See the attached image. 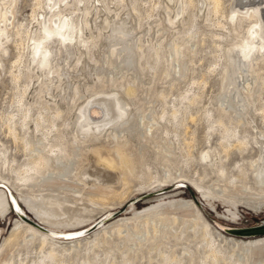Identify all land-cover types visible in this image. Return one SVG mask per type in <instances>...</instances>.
<instances>
[{
    "label": "rangeland",
    "instance_id": "374dc122",
    "mask_svg": "<svg viewBox=\"0 0 264 264\" xmlns=\"http://www.w3.org/2000/svg\"><path fill=\"white\" fill-rule=\"evenodd\" d=\"M102 1L87 0L89 3L86 2L87 9H90L89 7L91 6L93 8L89 10L90 12L87 11L86 15L88 16L86 17L82 16L80 12H74L72 15V17L78 16L76 17L78 22L88 20L86 21L88 28L86 26L84 28L80 22V27L84 29L82 30L81 28L83 32H79L80 34L82 33L83 37L82 35L80 37L78 32L76 34L81 39L84 38L83 40L89 41L91 39L92 45L88 43L87 47L89 48L86 51L85 47L72 42L66 48H61L60 55L58 54L59 52H55L53 49V58H56V60L54 59L56 62L51 61V65L53 63L52 67H55L54 69L58 68L56 73L58 79L57 77L54 78L57 76L55 73H53L54 76L51 73L50 75L46 74L45 70H43L44 72L40 69L35 70L36 67L32 65L28 52L30 51L28 49L30 42L25 38L23 40L22 37L24 35L22 34L16 37L13 29H16V26L20 23L19 25L22 24L23 26L20 28L21 32L25 28L28 31L36 30L35 20L40 19L43 10L35 7L36 0L13 1L14 6L11 5V11L13 10L12 14L14 16H12L11 20L14 22L11 21L12 27H8L9 33H11H8L10 38L8 36L7 42L2 40V44L4 42L5 44H3L4 46L1 45L3 49L0 50V148L3 147V157L7 160L4 164L0 160V181L3 180L2 177L5 179L3 181L6 182L14 180L15 176H13L10 167L12 165L15 167L17 163H23L26 158L24 153H22L23 151H21L20 142L16 141L14 143L6 126V120L9 115L18 113L16 100L24 90V87H27V91L23 94L22 102L25 100L24 103L35 106V110L40 108V112L44 116L46 114V118H49V116L52 118L54 116L53 112L57 111V108L60 109H58L59 112H62L61 114L59 113L60 121H58V118L54 122L55 124L57 123L56 126L60 130L61 124L72 123L75 120L78 108H83L90 101L99 99L101 95L105 97L108 93L109 95L116 94L115 96L120 98L122 107L124 109L127 108L125 109L127 114L125 120L129 117L128 121L122 119L120 120L121 124L119 121L117 123L113 122L114 124L110 123L111 126L107 124V126H104L103 129L100 128L96 133L89 132L88 137L85 135V139L83 138L84 143L81 145V147H85L82 148L83 151H80V154L84 152L80 158L82 163L79 161L74 168L71 166L74 170L71 169L70 175H75L78 178L79 169H76V167L80 166L79 168L83 170H89L96 163L95 158L89 153V148L92 144L98 143L106 150L121 148L133 160L132 171L130 173L127 172L124 177L118 168L112 169L113 172L106 171L115 174L117 179L113 178L111 180L112 176L105 178L104 173V176H98L90 170L86 174L89 177L85 175L82 177L86 182L80 187V193L74 196L76 201H73L70 196L74 190L79 189L78 184L72 186L71 189H58L59 191H55L56 187L48 186V191H44V193L42 192L44 189H40V192L38 191L40 196H45L47 194L45 192H49L50 194L48 193V195L50 196L51 194L57 196L61 191L64 199L68 200L66 202L67 205L65 203V206L69 209V211L66 210L67 214L64 215L66 217L69 214V216L74 213L79 214L83 206L87 207L88 211L93 208L103 209L102 214L113 211L110 214L113 217L112 220L106 222L104 226L110 225L121 217H133L154 206L180 200L193 201L196 204L199 216L228 238L229 236L231 238L232 235L225 234V228L243 229L263 224L264 204L260 203L258 205L259 211L253 208L254 212L252 208L244 206L241 202L234 206L230 203V200L222 201L217 197L209 202H203L200 194L193 191L191 187L194 183L202 187H209L215 182L220 185L232 183L238 187L244 186L251 190V192L246 194L244 192L245 188L242 189L244 191H242L241 195L245 197H261L262 195L255 185L249 163L255 162L260 157V153L252 139L257 138L264 143V114H260L257 111L258 108L264 106V59L261 57L259 60L260 57L253 55L251 60H255L253 62H257L258 66L250 60L249 64L252 62L255 67L251 64L254 67L252 68L251 65L247 64L244 69L248 68L247 72L249 75L246 70L239 69L241 74L243 72L242 76H240L241 74L238 70L236 72L239 75L234 72L233 75L229 74L231 70L227 59L232 54L231 52L234 51L229 44L235 41V34L242 31L243 24L241 25L242 27L240 26L241 28H238L235 21L230 23L227 18H225L226 20L223 19L224 17L220 14H215V16L210 14L208 17L206 11H204L206 10L204 9L205 7H202L200 8L201 10L189 9L180 18L181 20L179 19L173 23L174 26H172L173 24L169 25L167 22L168 10L165 7L169 9V16L174 18V13L178 7L177 3L182 0H172L174 2H169L168 0H123L124 3L118 5L115 0ZM198 1L200 0H194L196 3ZM234 4L236 5L235 7H244L241 5L244 4L242 0H220V10L222 11L223 9V14L227 15ZM132 5L135 7V11L132 10L133 12L131 11ZM81 6L83 5L80 4L78 7ZM197 7L199 8V6ZM261 8L264 9V4ZM33 13L32 17L31 14ZM190 13L195 14L193 20ZM80 16L84 17V19L81 17L82 20H80ZM191 20L193 21L192 23ZM121 22L125 23V28L129 30V35H132L131 39H133L124 44L119 42V40L117 41L113 31L115 24H121ZM219 22L225 24L223 28L227 29V32L230 31L228 32L229 34L232 31L231 28L234 27L235 29L237 28L234 32L238 31L235 33L232 31V36L230 35V37L220 27L221 24ZM190 31L193 33L192 36L194 38L188 39ZM214 33L216 35L220 34V36L222 34L225 35H223V39H217L213 37ZM109 36H112L113 40ZM225 36L228 38L225 39ZM22 41H25L24 44ZM173 42L181 45V48H179L180 55L178 54V56L172 53L173 50L171 51ZM114 46H117L116 50ZM126 46L128 48L125 49L124 47ZM157 47L159 49V57L155 55ZM111 49L116 52V56L113 59V55L108 58ZM229 53L231 54L228 55ZM18 56L23 57L22 60ZM19 58L23 64L20 61L19 64L15 62ZM104 60H107V62L111 60V64H106L107 62ZM169 63L172 64L170 65ZM25 66H28V68L26 69ZM249 68L250 71L252 69L256 72L251 71V73L254 72L251 74ZM44 73L46 74L45 77ZM18 75L19 77L17 78ZM237 75L241 78L238 79ZM46 77L47 79L50 78V81ZM127 90L130 91V96L126 95ZM38 91L40 93H37ZM42 92V95H37ZM49 92H51V96ZM249 96L252 97L250 98ZM183 97L185 98L184 100ZM191 97L193 101H191ZM50 98H55L56 100H51ZM239 100H242V102H239ZM34 104H37V106ZM44 105L48 106L49 109ZM174 107L179 112L177 111L175 120H172L170 114L171 109H175ZM163 111L164 116L162 115ZM30 113H32L33 117L37 116L35 115L36 111ZM208 115H211V118H208ZM143 117L144 119H142ZM218 117H223V120L221 119L222 122L229 128L235 127V122L238 120L240 122L243 121L237 131L240 132L239 138L245 139L246 147H237L235 138H227L223 141L221 139L223 127L215 124L210 128L212 124L210 121ZM62 118H64L65 123ZM133 119H135V122ZM234 119L237 120L235 121ZM151 121H153V124ZM149 123L152 126H149ZM29 125L32 129L31 122ZM64 131L66 133H63ZM61 133L66 136H64L65 139L71 138L67 129L61 130ZM222 146L227 148V153L223 152ZM66 149L69 151L70 147L66 146ZM205 152L216 155V162L213 168L206 162L207 160L203 154ZM12 159H14V164L11 163ZM7 165H9V168ZM67 167H69V164H67ZM102 169L103 167L100 168V170ZM165 170L169 172L167 180L169 183L164 184L165 187L160 190L147 192L146 194H149V196L143 198L145 195L144 191L152 189V185L163 181ZM243 172H245L244 175L242 174ZM123 178L125 181H123ZM95 179H98L97 183H94ZM179 180H183V182H179ZM10 188L8 185L0 184V189L6 194L8 204L7 213L5 212L3 216H0V247L4 240L8 238L15 221L19 220L17 210H27L17 198L16 192L12 188L10 190ZM235 194L238 195V193ZM240 197H235V200ZM44 204V201L40 199V205L45 207ZM229 212L234 215H230ZM97 213L98 211L92 214L94 218H99L102 215ZM27 217L31 218V221L36 220L33 216L27 215ZM92 229V225H85L77 230L63 233L82 234L87 238L86 242H90L93 239V233L96 232L93 231L95 229ZM202 232L203 225L201 221L198 220L197 224L193 225L190 218L180 219L177 224H166L164 227L158 228L157 232H154L153 227H150L148 236L146 235L145 238L139 235L128 236L124 234L125 236L122 235L121 238L117 235H112L113 237L107 238L106 243H98L99 245L94 247H91V243L86 245L81 243L84 246H78L80 248H76L77 250L75 248V250H66L64 254L59 251L61 257L58 258L59 261L56 264H82L84 260L92 262L94 253L98 257L95 258L96 261L94 260L95 264L103 261L105 253L109 254L107 261L113 260L114 264H125L123 262L124 259L129 260L127 264H166L163 259L164 256L169 258L177 257L181 260V264H224L221 261L215 263L210 259H205V252L208 248L206 242L201 240ZM56 234H60V232ZM256 238H264V235L244 240H254ZM73 239L59 236L58 241L68 245V243L75 240ZM235 239L239 240L240 238L235 237ZM218 243L215 244L222 254L225 257L230 256L231 245L219 243V246H221L219 247ZM48 250V247H46L43 252L47 253ZM39 252V242L24 241V243H19L16 251H13L12 257L9 255L12 261L10 260L8 264H19L18 261L21 260L23 261L22 264H31V261L38 260V257L42 256V253ZM261 252L253 257L254 264H264V249Z\"/></svg>",
    "mask_w": 264,
    "mask_h": 264
},
{
    "label": "bare ground",
    "instance_id": "6f19581e",
    "mask_svg": "<svg viewBox=\"0 0 264 264\" xmlns=\"http://www.w3.org/2000/svg\"><path fill=\"white\" fill-rule=\"evenodd\" d=\"M13 1L14 0H0V50L3 49V47L1 48V45L4 46L3 44H5V42L8 41V40H6L9 36L8 33L10 32L8 27L12 25V22H14L11 20L12 16H14L12 14L13 10L11 11V5H13ZM88 1H90V0H88ZM96 1H98V0H96ZM168 1L170 2L172 0H168ZM242 1H244V4H241V5L244 7H242V8L235 7L236 5L234 4L229 9L228 14L225 15L222 12L223 9H222V11L220 10L221 9L220 8V0H200V1H198V3L194 2V0H182V1H179L177 3L178 7L174 13V15H175L174 18L169 16V14H168L169 9L167 7H165V9L168 10L167 11V22L169 25H172L175 21H178L183 16V14L186 11H188L189 9L195 8V9L201 10L200 8L205 7L204 9H206V10H204V11H206V15L208 17L210 14L213 16H215V14H220L221 16L224 17L223 19L227 18V20L230 23H233L235 21L236 26H238V28L243 24L242 25L243 27L241 26L242 31H240V33L238 32L237 34H235L234 39L236 38L237 40L235 39V41H233V39H232L233 42L231 41L232 43L229 44L230 48L232 47L234 49V51L231 52L232 54L231 53L228 54V55H230V54L231 55L228 56L227 59L229 61V66H230V70H231V72H229V74L233 75V72L237 73L236 71L237 70L239 71V69L244 70V71L246 70V72H247L248 68L247 69H244V68H246L247 64H249L253 55H257L258 57H260L259 60L261 59V57H263L262 59H264V56H263V54H264L263 53L264 52V9L261 8L264 4V0H259V1H257V0H242ZM86 2H87V0H36V4H35L36 6L35 7L39 8L40 10L41 9L43 10L41 15H40L41 16L40 19L35 20L36 21V27H37L36 30H33V31L29 30L28 31L25 28L24 30L22 29L23 31L21 32L20 28H21L22 24L19 25L20 23L18 24V26H16V29L13 28L15 30L14 33H15L16 37H18V36H20V34H22V35H24V37H22V39L24 40V38H25L27 41L30 42L29 48H28L30 51H28V52L30 55V61H31L32 65L36 67L35 70L40 69L42 72H44L43 70H45V73L49 74V75H50V73L56 74L58 68L54 69L55 67L54 68L52 67L53 63L51 65V61H54V59L56 60V58H53V55H54L53 49L55 50V52H59L58 54L60 55V50H62L61 48H66L72 42L73 43L76 42V44H78L79 46L81 45L82 47H85L86 51L89 48V47H87V44L89 43L90 45H92V41L90 39L92 37L89 38L90 40L87 39L89 41L83 40L84 38L83 39L80 38L82 33L80 34V32H79V31H82L84 28L87 27L86 25H88V24L86 21H88V20L80 21L81 24L83 25V27L86 26L83 28V27H80V25H81L80 22L76 21V19H77L76 17H78V16L72 17L74 12H76V13L80 12L81 15L84 17L88 16V15H86L88 13L87 11H89L93 7L91 6V7H89L90 9H87L88 6H87ZM101 2H103V1L101 0ZM115 2L117 3V5L120 3H124L123 0H115ZM172 2H174V1H172ZM80 4H82L83 6L78 7ZM84 4L87 7H85ZM112 5H113V3H112ZM197 6H199V8ZM94 7H95V5H94ZM132 10L135 11V7L133 5L131 8V11ZM32 12H34V11H32ZM34 13L31 14L32 17L34 15ZM193 14L194 13L191 14L192 20L194 19L193 17L195 16V14L194 15ZM82 16H80V18ZM84 17H82V18L84 19ZM82 18L80 20H82ZM34 19H35V17H34ZM192 20H191V23L193 22ZM219 23L221 24V22H219ZM219 23H216V24H219ZM228 23H226V24H228ZM223 25H225V24L224 23L221 24L220 27L223 28ZM125 26L126 25L124 22H121V24L116 23L114 26V30H113L115 33V37L117 38V41L119 40V42H121L123 44L133 40V39H131L132 35H129V30H127L125 28ZM172 26H174V24ZM207 26H209V25H207ZM191 27L193 28L192 25H191ZM230 27H232V26H230ZM81 28H82V30H81ZM221 28H219V29H221ZM13 29H11V30H13ZM236 29H235V27L231 28V30L233 32ZM225 31H226V34H228L229 36L230 35L232 36V34H231L232 31L230 34L228 33L230 31L227 32V29ZM237 31H235V32H237ZM77 32L80 34V37L77 36V34H78ZM9 34H11V33H9ZM192 35H193V33L190 31V33L188 34V39L194 38ZM223 35H225V34H222L221 36H220V34H218V35L215 34L213 37L214 38L216 37L217 39L218 38L221 39L223 37ZM228 35H226V36H228ZM15 36H14V38H15ZM226 36H225V39L228 38V37L226 38ZM82 37H83V35H82ZM110 37L112 38V36H109V38ZM9 38H10V36H9ZM2 40L3 41L6 40V41L2 44ZM112 40H113V38H112ZM139 40H140V38H139ZM115 41H116V39H115ZM24 42H23V44H24ZM93 42H94V40H93ZM114 42H112V43H114ZM137 43H138V41H137ZM180 46L181 45H179L177 42L172 43L171 51L173 50L172 53H174L175 56H178V54L180 55V53H179V51H180L179 48H181ZM116 47L117 46H114L115 50L117 49ZM124 48L126 49L128 47L126 46ZM22 49H24V48H22ZM115 50L111 49V52L109 51L110 55L108 56V58L109 57L111 58V56L113 55L112 56V59H113V57L116 56ZM158 50L159 49L157 47L155 49V55L157 57H159V55H158L159 51ZM118 54H120V53H118ZM59 55H58V57H59ZM126 56H127V54H126ZM18 57H20V56H18ZM55 57H57V56H55ZM20 58L22 60L23 57H20ZM20 58L16 59L17 61H15V62L16 63L18 62V64H19V61L21 62ZM111 60H110V62H111ZM253 61H255V60H253ZM256 61H257V59H256ZM54 62H56V61H54ZM105 62H107V60ZM110 62L108 61L106 64H108ZM252 62L249 65H251V64L254 65L257 63V62L256 63L253 62L254 63L253 64ZM21 64H23V62H21ZM76 64H77V61H76ZM106 64H105V66H106ZM110 64H108V65H110ZM14 65H16V64H14ZM169 67H171V66H169ZM248 67H250V66H248ZM254 67H255V65H254ZM254 67L252 66V68H254ZM27 68H28V66L26 67V69ZM250 68H249L250 73H251V71L256 72L255 70H252V69L250 71ZM254 72H252V73H254ZM239 73H240V71H239ZM247 73H245V74H247ZM46 74L44 75V77L46 76ZM242 74H243V72H242ZM242 74L240 76H242ZM248 75H249V73H248ZM18 77H19V75L17 76V78ZM30 77H31V75H30ZM56 77L58 79V75L55 76L54 78H56ZM240 78L241 77H239L238 79H240ZM46 79H47V77H46ZM233 79H235V78H233ZM47 80L50 81V78ZM52 82H51V84H52ZM48 83H50V82H48ZM45 85L47 86V84H45ZM45 85H43V86L45 88H47ZM27 86H29V85H27ZM25 88H26V90H25ZM250 89H252V88H250ZM25 91H27V87H24V90L22 91V93L19 95V97L16 100V104H18L17 105L18 106V108H17L18 113L9 115V117L6 120V123H7L6 126H7L9 136L12 137L14 143H16V141L20 142L21 151H23L22 153H24L26 158H25V161L21 164L15 163L16 164L15 167H13V165L12 166L10 165L11 166L10 170L13 172L12 173L13 176H15L14 180H10L9 182H6V181H3L5 179L2 177L3 180L0 181V184H2L4 186L8 185L9 188L11 187L16 192L17 198L19 199V201L24 205V207H26L27 210L26 211L21 210V209L17 210V217L19 220L15 221L14 226H13L8 238H6L4 240L2 246L0 247V264H8V262H10V260L12 261V259L9 258V255L11 256V254H13V251L14 250L16 251L19 243H22V242L24 243V241H26V242L27 241L39 242V251H40L39 253H42V256L38 257V260L31 261V264H56L57 261H59L58 258L61 257L62 252L64 254L65 253L64 251H66V250H73L74 248L75 249L80 248L78 246H81V245L84 246V244H81V243H85V245L87 243H91L92 244L91 247H94V246H98L99 245L98 243H106L107 238H109L110 236L113 237L112 235H117L119 238H121V236L124 234L125 235L127 234L128 236L139 235V236L145 238L146 235L150 231V227H153L154 232H157L158 228L164 227L166 224H168V225L177 224L180 221V219H188V218H190V221L193 223V225H196L198 220L202 222L203 232L201 235V240L203 242H206V245L208 248V250L205 252L206 253L205 259H210V260H212V262H215V263L221 261L224 264H254L253 257L256 254L262 253L261 250L264 249V238H256L254 240H252V239L251 240H244L246 238H250V236H249L250 233L247 232L248 230L241 231L240 229H242V228H225L224 229L225 232L228 235H232V237L230 238V236H229V238H228V237L224 236L223 234L220 233L221 231L218 232L214 227H212L210 224H208V222L206 220H204L202 217L199 216V212L196 208V204L193 201H183V200L172 201V202H169L167 204H161L158 206H154V207H152L148 210H145V211H143V212H141V213H139L133 217H121L120 219L114 221L113 223H111L108 226H104V225L106 222L112 220L113 217L110 216V214H112L113 211L112 212H106V213L102 214L103 209L99 210L97 208H93L90 211H88L87 207L83 206L79 214L74 213V214H71V216H69L70 215L69 214L68 215L69 217L64 216L65 214H67L66 210L69 211V209H67V207L65 206V203L68 202V200L64 199L63 193H61V191H60V193H58L59 195L53 196L51 194V196H50V195H48L49 192H45V193H47L46 195L44 194L45 196H40L39 195V192L41 191L40 189H44V190H42V192L44 193V191H48V188H47L48 186L49 187L53 186L54 188L56 187L55 191H57L58 189H71L72 186H74L75 184H78L79 189L74 190L73 193L71 192L72 194L70 196L73 199V201H76L74 196L76 194L80 193V187H82L86 182L82 177L84 175L89 177L86 174L90 170H92V173H94L98 176H104L105 175V178H110L112 176L111 180H113V178H116L115 174H112V173H109L106 171L113 172L112 169L118 168L121 171V174L123 175V177L126 175L127 172L130 173L132 171L133 166H134L133 160L131 158H129L123 152V150L121 148H115L113 150H106V149H104V147L102 145H99V143H98V144H92L89 148V153L95 158L96 163H94L89 170H83V169L79 168L80 166L76 167V169H79V172L77 173L78 178H76L75 175H72V176L70 175L72 170H74L71 168V166L74 168L75 165L77 166L79 161H80V163H82L80 158H81V154H83L84 152L83 153L81 152V154H80V151H83L82 148L85 147V146L81 147V145L84 143L83 138L85 137V135H87V137H88L89 132H92V133L95 132L96 133V131L98 132V130L100 128L103 129V127L107 126V124H110L113 122L117 123L118 121L120 123V120H122V119L124 121H128L127 119L129 117L125 120V117H127L125 109H127V108L124 109L122 107V105L120 104V100H119L120 98H117L119 96H115L116 94H110L109 95V93L108 94L106 93L107 96H105V94H104L105 97H103V95H101L99 97V99H95L93 101H90L83 108L80 107L81 109L78 108L77 116L72 123L60 125L61 130L63 131V130L67 129L68 133L71 137L69 139H65L64 138L65 135L63 136L59 127L56 126L57 123L56 124L54 123L55 120L57 121L58 118H59L58 121H60L59 113L61 114L62 112L58 111L59 108L55 107V108H57V111L53 112L54 116L52 118H50V116H49V118H46V114L44 116V114H42L40 112L41 111L40 108H38L40 110H38V109L35 110V106L32 105L33 106L32 107V106L24 103L25 100L22 102L23 94ZM40 91H41V89H40ZM127 91L128 92L126 93V95L130 96V91L129 90H127ZM43 92H45V91H43ZM43 92L41 94H37V93H40L38 91L36 94L42 95ZM45 93H48V92H45ZM50 93L51 92H49V94ZM50 96H51V94H50ZM40 97H42V96H40ZM43 97L45 98L44 95H43ZM50 99L53 100L55 98H53V99L50 98ZM184 99L185 98L183 97V100ZM55 100H54V103H55ZM61 100H62V98H61ZM242 100H239V102L240 101L242 102ZM191 101H193V98ZM245 101H246V99H245ZM47 102H46V105H47ZM191 103H193V102H191ZM34 105L37 106V104H34ZM45 107H48V106H45ZM126 107H128V106H126ZM263 107L258 108V110L257 109H255V110H257L260 114H264ZM32 109H34V110L32 111ZM48 109H49V107H48ZM34 111H36L35 115H37V116L33 117L32 113H30V112H34ZM177 111L178 110L176 108L171 109L170 115H171L172 120H175L177 113L179 112V111L178 112ZM239 111H240V109H239ZM230 113H231V111H230ZM232 113H233V111H232ZM247 113H248V111H247ZM163 114H164V111L162 112V115ZM134 115H132V116H134ZM237 115H239V114H237ZM243 115H244V113H243ZM246 115H248V114H246ZM128 116H129V113H128ZM241 116H242V114H241ZM209 117L211 118V115H208V118ZM135 118H136V116H135ZM222 118L223 117H220V118L218 117L217 119L210 121V122H212L210 128H212L213 125H215V124L223 127V130L221 133V139L223 141H225L227 138H235L237 147H239V148L246 147L247 145L245 143V139L239 138L240 132L237 131V128L239 127V125L242 124L243 121L240 122L238 120L237 122H235V124H236L235 127L229 128L224 124V122H222V120H223ZM230 118H231V116H230ZM62 119H63L62 121L64 122V118H62ZM142 119H144V117ZM237 119H239V118H237ZM131 120H132V117H131ZM133 120L135 122V119H133ZM136 120H138V119H136ZM30 122L32 124V129L29 127ZM151 122L153 124V121H151ZM246 123H247V121H246ZM136 124H137V122H136ZM140 124H144V123H140ZM152 124L149 123L148 125L152 126ZM109 126H111V124ZM145 127H147V125H145ZM62 128H64V129H62ZM20 131H21V133H20ZM63 133H66V132L64 131ZM252 141H253L255 147L258 149V151L260 153V157L255 162H250L249 165L251 167L252 174L254 176L255 185L258 187L260 193H262L261 197L260 196H255L252 198L251 197H245V196L241 195L242 191H244L242 189H244L245 187L244 186L238 187L232 183H227V184L225 183L224 185H220L218 182H215L209 187H202L201 185L194 183L193 186H191V187H192L193 191H195L197 194H200L201 201L209 202L210 200L215 199L217 197V198H220L222 201H229L230 200V203L234 206L237 203L241 202L244 204V206L252 208V210H253V208L258 209L257 207L260 203L264 204L263 203L264 202V143L260 142L257 138H253ZM85 143H86V140H85ZM66 146L70 147L69 151H67ZM2 148H0V157H1L0 160H1V163L4 164L5 162H7V160L3 157L4 153L2 151L3 150ZM222 148H223L224 153L228 152V150L225 146H222ZM85 149H87V148H85ZM84 151H86V150H84ZM203 154L205 156V159L207 160L206 162L210 165L211 168H213L215 165V162H216V155L213 153H209V152H205ZM70 160H72V162H70ZM11 163L14 164V159L11 160ZM67 164H69V167L66 168ZM80 165H82V164H80ZM7 166L9 168V165H7ZM101 167H103L102 170H100ZM8 168H6V169H8ZM103 173H104V175H103ZM163 174H164L163 181L157 182L155 185H152V187H151L152 189L144 191L143 193H145V195L143 198H146L149 196V194H146L147 192L160 190V189L165 187L164 184L169 183L167 181L169 178L168 177L169 172L167 170H165V172ZM220 174L222 175L221 170H220ZM242 174L244 175L245 172H243ZM123 181H125L124 178H123ZM97 182H98V179H95L94 183H97ZM179 182H183V180H179ZM11 188H10V190H11ZM246 191H248V192H246ZM244 192L246 194H248L249 192H251V190L249 188H245ZM233 193L234 194L238 193V195H236V194L234 195ZM237 196H241V197L238 198L237 200H235V197L237 198ZM40 199H42L44 201L45 207L40 205ZM69 203H70V201H69ZM7 205L8 204H7L6 194L3 190L0 189V216H3L5 214V212L7 211ZM66 205H67V203H66ZM88 206H89V204H88ZM259 208H261V207H259ZM97 211H98L97 214L100 213V215L101 214L102 215L99 216V218H94L92 214H94ZM258 211H259V209H258ZM229 214L232 216L234 215L231 212H229ZM27 215L33 216L36 219V220H33L34 223H33V221H31V218L27 217ZM85 225H92L93 229H95V230H93V229L92 230L96 231L95 233H93V236H92L93 239L90 242H86L87 238L85 236H83L82 234H77V233H75V234H73V233L68 234L67 233L66 234V233H63L66 231L68 232V231L77 230V229H79ZM248 228H250V227H248ZM57 232H60V234H56ZM233 235H239V236H233ZM59 236L64 237V238L65 237L66 238L67 237L74 238L75 240L73 239L74 241L71 243H68V245H67L65 243L58 241ZM235 237H238L240 239L237 240V239H235ZM217 242H219L221 244L225 243V245L226 244L231 245L232 251H231L230 256L225 257V255L222 254V252L216 246ZM219 243H218V246H219ZM20 246H19V248H20ZM46 247H48L49 250L47 251V253H44L43 251L45 250ZM219 247H221V246H219ZM59 251L61 252V254L59 253ZM14 254H15V252H14ZM108 255H107V253H105L103 261H100L99 264H114L115 262H113V260L107 261ZM96 257H97V254L94 253V259L92 260V262H88L87 260H84V261H82V264H95L94 260L96 261V259H95ZM231 258H232V260H231ZM163 259L165 260L166 264H170V263L181 264V260L178 259L177 257L169 258L168 256H166V257L164 256ZM61 261H62V258H61ZM22 262H23L22 260L18 261L19 264H22ZM123 262L125 264H127L129 262V260L124 259ZM258 262L260 263V261H258ZM96 264H97V262H96Z\"/></svg>",
    "mask_w": 264,
    "mask_h": 264
},
{
    "label": "water",
    "instance_id": "95a60500",
    "mask_svg": "<svg viewBox=\"0 0 264 264\" xmlns=\"http://www.w3.org/2000/svg\"><path fill=\"white\" fill-rule=\"evenodd\" d=\"M240 230L241 231L248 230L247 232L250 233V235H249L250 237L263 236L264 235V223L260 224L258 226H255V227L243 228ZM224 233L227 234L225 231H224ZM233 236H239V235H233Z\"/></svg>",
    "mask_w": 264,
    "mask_h": 264
}]
</instances>
